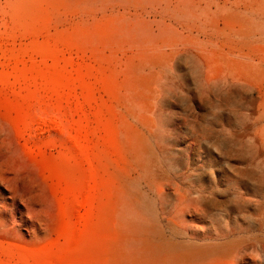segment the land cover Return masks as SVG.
<instances>
[{"label":"rangeland","instance_id":"obj_1","mask_svg":"<svg viewBox=\"0 0 264 264\" xmlns=\"http://www.w3.org/2000/svg\"><path fill=\"white\" fill-rule=\"evenodd\" d=\"M0 264H264V0H0Z\"/></svg>","mask_w":264,"mask_h":264}]
</instances>
